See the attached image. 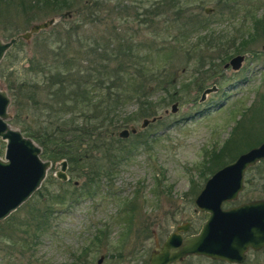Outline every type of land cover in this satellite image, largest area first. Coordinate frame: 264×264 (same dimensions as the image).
Instances as JSON below:
<instances>
[{
  "label": "rangeland",
  "instance_id": "obj_1",
  "mask_svg": "<svg viewBox=\"0 0 264 264\" xmlns=\"http://www.w3.org/2000/svg\"><path fill=\"white\" fill-rule=\"evenodd\" d=\"M154 1L157 0H109L100 15L105 18L104 23L95 27L82 24L86 30L84 35L94 32L95 28L104 31L115 26L121 33H131L134 43L155 42V45H160L161 38L170 41V36L156 34L159 26L155 22L145 25L132 19L133 15L142 12V6ZM116 4H120L121 9H130L127 10L130 13L127 21L123 17H119L118 21V18L114 19L118 15L114 10L112 13L107 11V7L112 8ZM180 4L186 7L188 15L204 18L207 25L186 36L188 43L197 42L198 36H205L201 52L203 67L199 70L204 72L198 76L200 79L202 75L207 78L200 87L194 85L198 76L195 73L197 61L193 55L179 53L173 59H161L163 70L147 84L150 101L165 99L154 115L159 118L144 128L139 127L142 117H138L113 130L108 129L110 136H106L112 137L111 143L118 148L117 151L112 150L115 158L112 156L109 160L112 165L108 178L98 181L100 187L95 194L79 196L71 203L65 199L62 204L51 206L53 212L47 213V229L34 240L33 256L27 264H145L154 240L160 244L176 225L183 222L189 223L184 235L194 234L207 218L206 212L194 210L193 198L212 174L205 169L209 154L224 149L226 154L234 153L237 156L255 146L257 140H264V34L251 28L252 21L261 20L260 23L264 24V0H180ZM205 8L211 10L205 12ZM21 16L20 12L10 8L8 18H0L1 40L7 41L28 30L31 24L50 17L56 19L54 24L57 29L78 21L74 13L62 18L47 15L30 21L26 27L21 24L22 29L17 32L12 31L13 26L22 20ZM31 37L17 40L24 46H13L17 41L14 42L0 59V90L6 92L8 97L9 86L16 85L24 77L27 59L39 58L37 50L31 45ZM240 41L244 46H239ZM226 50L227 55L224 54ZM237 54L244 55L240 67L237 70L223 68V64ZM150 60H153V56ZM28 75V79L32 80L33 75ZM172 76L174 82L169 83ZM182 85L186 87L182 88ZM211 85L216 89L199 101L201 91ZM173 102L177 103V109L171 113L169 107ZM136 106L135 101H130L118 107V113L120 116L132 114ZM12 107L9 97L6 122L19 130L20 126L11 121L14 115ZM18 115L23 120L29 118V114L25 115L24 112ZM129 126L135 127L136 132L117 141L118 131ZM3 153L4 141L0 139L1 158ZM97 153L94 157L99 156ZM226 154L221 158L223 165L230 162ZM60 160H49L51 165L37 189L42 194L45 190L54 192L59 189L61 181L53 174ZM256 165L245 170L242 191L234 200L223 202L222 208L264 196L263 164L257 168ZM65 173L69 178L62 182L63 189H67L74 180L77 185L83 180L82 177L71 178L68 165ZM258 184L262 189L254 188L253 185ZM37 190L0 221V264H14L18 259L20 264L26 261L12 248L18 242L15 239L24 234L22 229L25 228L32 200L42 204L40 199L35 198ZM129 202L135 204L130 206L133 210V227L125 241L122 235L125 220L121 209ZM100 229H105V233L100 242L92 246L93 236ZM100 255L103 258L97 263ZM172 264L234 263L191 255ZM241 264H264V250H249Z\"/></svg>",
  "mask_w": 264,
  "mask_h": 264
},
{
  "label": "trees",
  "instance_id": "obj_2",
  "mask_svg": "<svg viewBox=\"0 0 264 264\" xmlns=\"http://www.w3.org/2000/svg\"><path fill=\"white\" fill-rule=\"evenodd\" d=\"M108 1L0 0V18L7 19L10 8L22 15V20L13 26L14 32L22 29L21 24L26 27L30 21L47 15L62 18L65 16L64 11H67L78 16L77 22L72 21L73 23L59 29L54 24L55 26L51 25L48 29L33 34L31 45L37 50L39 58L29 57L24 77L8 89L10 105L14 111L11 121L20 126L19 130L24 136L31 138L40 147V157L51 162L65 159L71 178H83L79 185L71 183L67 189H63V183L60 182L59 189L54 192L45 190L42 194L39 190L36 191L35 198L40 199L42 204L32 200L25 228L22 229L24 234L18 240L15 239L18 241L15 248L12 245V251L26 259L24 264L30 263L33 256L34 240L47 229V213L53 212L51 206L62 204L65 199L71 203L79 196L95 194L100 187L98 181L108 178L112 165L109 160L114 155L112 150L118 149L111 143L112 137H107L110 136L108 129L113 130L114 127L125 125L138 117H152L158 107L165 103L164 98L155 102L148 99L147 84L163 70L161 59H173L179 53L193 55L197 61L195 73L198 76L200 72H204L199 70L203 67L201 52L205 36H198L194 43H188L186 36L207 25L204 18L188 15L180 0L154 1L148 6H142V12L132 17L140 24L155 22L159 26L156 34L171 37L170 41L161 38L160 45H155V42L134 43L131 33H121L115 26L104 31L95 28L94 32L84 35L86 30L82 24L95 27L104 23L105 18L100 15ZM113 6L106 9L109 13L114 10L118 14L114 19L118 18L119 21V17H123L127 21L130 16L127 10L130 9H121L120 4ZM260 22L261 20L252 21L251 28L264 34V24ZM240 42L239 46H244ZM13 46H24V43L17 41ZM224 54H228L227 50ZM152 56L153 60H150ZM206 65L213 67L211 63ZM29 73L33 75L32 80L28 79ZM173 76L169 83L174 82ZM206 78L204 75L201 79L198 76L194 85L200 87ZM183 87L186 85H182ZM130 101L136 102V110L132 114L120 116L118 107ZM21 112L29 114L28 120L20 118L18 114ZM258 142L260 141L257 140L254 145ZM96 151L99 152L98 157H94ZM225 154L224 149L209 154L210 159L205 169L213 173L220 168L224 163L221 158ZM226 156L231 161L236 154ZM260 164H263L264 169V160L255 167ZM130 206L135 204L129 202L122 209L125 220L122 235L125 241L133 227V210ZM103 233L105 229L97 230L92 246L100 242ZM14 264H20V260Z\"/></svg>",
  "mask_w": 264,
  "mask_h": 264
},
{
  "label": "water",
  "instance_id": "obj_3",
  "mask_svg": "<svg viewBox=\"0 0 264 264\" xmlns=\"http://www.w3.org/2000/svg\"><path fill=\"white\" fill-rule=\"evenodd\" d=\"M210 10L204 9L205 12ZM63 15L69 16V12ZM55 22L56 19L50 17L31 24L28 30L7 41L0 39V59L14 42L19 39L28 40L33 34ZM243 59L244 55H234L223 64V68L237 70ZM215 89L214 85L204 88L199 101ZM8 104L9 97L6 92L0 90V139L4 141V153L3 157H0V221L39 188L51 165L49 160L41 159L40 147L31 138L24 136L6 122ZM176 109L177 103H171L169 111L174 113ZM158 118L159 116L142 118L139 127L144 128ZM135 132V127L129 126L118 131L117 136L125 138L129 133ZM261 160H264V140L216 169L193 198L194 210L208 214L199 230L194 234L183 235L189 229V223L176 225L160 244L154 240L146 264H172L191 255L238 264L244 261L248 249L258 250L264 247V198L228 208L221 207L223 202L234 200L242 189L245 170ZM58 165L53 175L64 182L68 179L65 173V159H61ZM72 183L77 185L75 180ZM101 260L102 255L97 259V263Z\"/></svg>",
  "mask_w": 264,
  "mask_h": 264
},
{
  "label": "flooded vegetation",
  "instance_id": "obj_4",
  "mask_svg": "<svg viewBox=\"0 0 264 264\" xmlns=\"http://www.w3.org/2000/svg\"><path fill=\"white\" fill-rule=\"evenodd\" d=\"M229 60V59H228ZM206 88V87H205ZM260 162V161H259ZM258 162V163H259ZM257 164V163H256ZM254 166V165H253ZM253 166H251V167H253ZM248 169V168H247ZM242 189H243V187H244V181H242ZM254 186V188H257V189H262V188H264V185H263V187L261 188V187H259L260 185L258 184V186L257 185H253ZM242 189L240 190V191H242ZM239 191V192H240ZM238 192V193H239ZM262 198H264V196L263 197H258V198H254V199H250V200H247V201H251V200H255V199H262ZM247 201H245V202H247ZM243 203V202H242ZM238 205V204H237ZM232 206H235V205H231V206H229V207H232ZM226 208H228V207H226ZM124 209V208H123ZM121 211H122V209H121ZM184 235V234H183ZM258 251V250H264V247H262V248H260V249H258V250H252V249H248L247 250V252L248 251ZM246 255V254H245ZM103 258V257H102ZM210 260H212V259H210ZM245 260V259H244ZM218 261V260H217ZM222 262H224V261H222ZM227 263V262H226ZM242 263V262H241ZM241 263H238V264H241ZM234 264H236V263H234Z\"/></svg>",
  "mask_w": 264,
  "mask_h": 264
},
{
  "label": "bare ground",
  "instance_id": "obj_5",
  "mask_svg": "<svg viewBox=\"0 0 264 264\" xmlns=\"http://www.w3.org/2000/svg\"><path fill=\"white\" fill-rule=\"evenodd\" d=\"M120 138V137H119ZM41 151V150H40ZM40 155V154H39ZM42 159V158H41ZM67 163V162H66ZM45 178V177H44ZM69 178V177H68Z\"/></svg>",
  "mask_w": 264,
  "mask_h": 264
}]
</instances>
